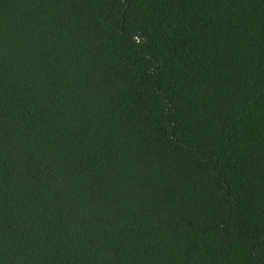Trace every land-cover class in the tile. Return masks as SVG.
Instances as JSON below:
<instances>
[{
	"label": "trees",
	"instance_id": "trees-1",
	"mask_svg": "<svg viewBox=\"0 0 264 264\" xmlns=\"http://www.w3.org/2000/svg\"><path fill=\"white\" fill-rule=\"evenodd\" d=\"M0 264H264V0H0Z\"/></svg>",
	"mask_w": 264,
	"mask_h": 264
}]
</instances>
